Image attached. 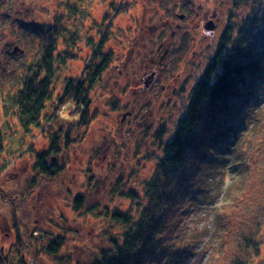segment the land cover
<instances>
[{
    "label": "rangeland",
    "instance_id": "374dc122",
    "mask_svg": "<svg viewBox=\"0 0 264 264\" xmlns=\"http://www.w3.org/2000/svg\"><path fill=\"white\" fill-rule=\"evenodd\" d=\"M192 1L210 8L223 6L226 24L223 26H232L224 42L227 48L222 49L224 54L232 52V41L241 35V28L249 35L264 32V0H238V5L237 0ZM159 2L163 5L161 10L155 8ZM184 2L81 0L79 4L76 0H0V100L19 90L25 70L40 55L42 37L59 19H64L61 26L69 32L65 37L74 34L77 37L75 60L66 61L56 71L53 100L47 103L46 116L38 125L22 131L16 119L4 115L0 102V130L5 135L4 152L0 155V246L3 249L15 243L16 230H20L33 242L22 249L26 264H89L109 244L103 231L107 221L97 213H103L106 208L125 212L131 206V200L117 193L119 187L126 192L133 190L145 202V183L156 169V157L162 155L161 142H168L175 133L177 120L185 113L193 88L218 49L217 38L193 42L194 32L187 31L186 40L176 39L174 50L163 66L150 65L152 55L156 54L153 23H163L170 17L169 11L172 15L179 12ZM68 3L81 11L80 16L72 19L65 13ZM145 7L148 12L159 10L157 18L146 22L149 15ZM196 10L197 6H193V11ZM142 18L147 23V53L143 50L134 58L132 52L121 55L122 40L130 38L137 29L134 21ZM112 20L113 26L107 29ZM111 28V37L116 34L121 38L114 40V35L109 42L104 41L102 52L106 55L109 50L114 51L118 60L110 61L101 77L90 84L85 72L92 51L90 40L96 45ZM63 46L60 44V51L64 50ZM17 47L20 51L15 53ZM73 79L85 81L86 105L76 101ZM163 86L165 91L161 89ZM259 97L245 116L249 134L237 149L233 145L219 151L227 161L238 160L239 171L242 165L248 169L250 164L258 163L261 152L264 153V94ZM74 104H79L82 111L74 112ZM70 121L79 123L67 124ZM85 122L89 124L81 126ZM52 146L58 147L59 152L49 155L47 161L54 158L64 168L58 176L48 178L37 167V155L46 153ZM190 165L185 169L180 167V175L200 179L206 188L209 186L206 181L218 176L217 168L206 167L209 163L202 165L195 161ZM223 168L227 172L232 169ZM229 183L227 177L225 186ZM77 198L82 199L79 210L74 209ZM200 203H175L172 207L173 211H180L195 206L189 214L182 215L185 222L178 238L179 249L189 244L186 241L193 240L192 251L182 264H207L210 253H214L212 248L218 246L213 232V206L199 208ZM89 209L93 210L89 212ZM52 234L62 238L56 255L45 251ZM261 259L264 248L257 260Z\"/></svg>",
    "mask_w": 264,
    "mask_h": 264
},
{
    "label": "trees",
    "instance_id": "16d2710c",
    "mask_svg": "<svg viewBox=\"0 0 264 264\" xmlns=\"http://www.w3.org/2000/svg\"><path fill=\"white\" fill-rule=\"evenodd\" d=\"M70 3L65 13L74 19L81 11ZM63 21L59 19L42 37L40 55L25 70L19 90L0 100L4 115L16 119L22 131H29L46 116L47 103L53 100L56 71L66 61L75 60L77 37L76 34L65 37L69 32L61 26ZM239 32L238 39L232 41V52H219L211 59L209 68L193 88L185 113L177 120L175 133L168 142H161L162 155L156 157V169L145 183V202L133 190L126 192L119 187L117 193L132 201L130 208L125 212L106 208L103 213H97L107 221L103 231L109 244L89 264H182L193 248V240L186 241L189 244L180 249L177 244L185 222L182 215L189 214L195 206L180 211H173L172 207L175 203L194 201L201 202L199 208L213 206V232L218 246L212 248L214 253H210L207 264H264V259L257 260L264 248V153L261 152L258 163L250 164L248 169L242 165L240 171L236 170L238 160L227 161L221 154L233 145L237 149L249 134L245 116L258 103L259 95L264 94V32L249 35L242 28ZM98 41L94 45L90 40L92 51L85 71L90 84L106 68V55L102 52L104 35ZM60 44L64 45L63 51ZM73 80L78 95L74 101L86 105L85 81ZM76 110L82 111L79 104H74ZM4 137L0 130V155L4 152ZM58 152V147L52 146L46 153L37 155L42 176L54 178L62 172L64 166L54 158L47 161L49 155ZM195 161L217 168L218 176L206 181L208 188L200 179L180 175V167L185 169ZM223 166L232 169L227 172ZM227 177L229 186H225ZM81 201V198L74 201L75 210L81 209ZM16 232L14 244L8 249L0 246V264L15 261L26 264L22 249L33 242L20 230ZM61 244L62 238L52 234L45 251L56 255Z\"/></svg>",
    "mask_w": 264,
    "mask_h": 264
},
{
    "label": "flooded vegetation",
    "instance_id": "af4514ba",
    "mask_svg": "<svg viewBox=\"0 0 264 264\" xmlns=\"http://www.w3.org/2000/svg\"><path fill=\"white\" fill-rule=\"evenodd\" d=\"M160 1V0H158ZM152 2V1H150ZM236 5H238V0L235 2ZM193 6H197L196 11H193ZM163 5L159 2L157 4V7L159 10ZM223 6L220 5L219 8L213 7L210 8L207 5L203 4H196L192 0H186L181 6V9L179 12H173L169 11L170 17L165 19L163 23L155 24L153 23L152 26L153 28V36L154 38V47L156 50V54L152 55L150 59V65H157L158 67L163 66V64L166 62V59L169 55H171L172 51L174 50V46L176 44V39L178 40H186L187 36L186 34L188 33L187 31H192L194 32V37H192L193 42H208V40H214L217 38L216 42V48L217 51H215V54H218L219 52H223L222 49L225 50L226 47H224V42L226 41L227 38H229L228 31L230 28H232L231 25L223 26L226 25L223 22L224 19V8ZM150 9L149 12L146 10V13H148V17L146 19V22H151L154 18H157L158 16V11L154 9L153 12H151ZM145 16V15H144ZM229 17H231V14H229ZM140 21V22H139ZM139 21H134L133 24L134 26L137 27L135 32H131L130 38L127 40H122L121 42V48L123 50L120 52L121 55L126 56L128 52H132V57L134 58L135 56H139L140 52L145 50L146 53L148 50H146V47L148 44L146 43V39L148 38L146 34L147 33V23L145 25V22L143 18ZM154 22V21H153ZM162 22V21H161ZM113 20L110 22L108 25L107 29L112 27L113 25ZM133 26V27H134ZM238 26V24H237ZM238 29V28H237ZM112 28L109 30V32H105L107 37H105V41L109 42V39H113V36L115 35L114 40H120L121 36L120 35H112L111 37V31ZM184 32H187L186 34ZM113 34V33H112ZM237 38V37H235ZM233 38V39H235ZM232 39V40H233ZM134 42V45L132 47V44ZM116 52L109 50V52L106 53V68L108 64L114 61L118 60V57L115 56ZM130 63V61H129ZM105 68V70H106ZM104 70V72H105ZM103 72V73H104ZM102 73V74H103ZM120 75H123L122 72H120ZM162 91H165V87L163 86Z\"/></svg>",
    "mask_w": 264,
    "mask_h": 264
},
{
    "label": "water",
    "instance_id": "95a60500",
    "mask_svg": "<svg viewBox=\"0 0 264 264\" xmlns=\"http://www.w3.org/2000/svg\"><path fill=\"white\" fill-rule=\"evenodd\" d=\"M18 51H20V49L18 47L15 48V53L18 52Z\"/></svg>",
    "mask_w": 264,
    "mask_h": 264
}]
</instances>
